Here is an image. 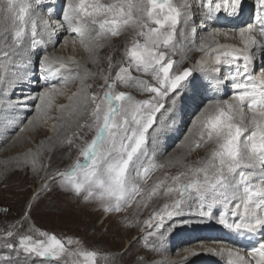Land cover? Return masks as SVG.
Wrapping results in <instances>:
<instances>
[{"label": "snow or ice", "instance_id": "1", "mask_svg": "<svg viewBox=\"0 0 264 264\" xmlns=\"http://www.w3.org/2000/svg\"><path fill=\"white\" fill-rule=\"evenodd\" d=\"M34 5L18 7L17 0H0V18L11 22L0 28V126L10 123L9 109L28 110L30 106L36 116L27 123L33 125L55 106L56 96L65 95L62 85L69 81L52 83V65H72L46 54L47 44L59 35L73 34V43L77 38L82 44L87 40L85 46L94 51L103 46L98 41L117 37L128 26L136 31L123 59L108 58L98 91L86 83L93 74L85 70L80 87L68 95L69 103L58 106L61 118L53 126L56 136L70 130L59 144H66L69 153L78 149L79 157L64 169L53 166L51 154L46 161L39 159V167L35 159L31 165L20 164L21 171L43 172V183L15 221L0 230V264H67V257L77 255L83 261L73 264H97L96 250L66 247L81 242L62 241L28 223L36 203L53 185L84 202L97 201L99 209L109 214L133 202L140 206L145 198L157 195L170 200L144 221L148 227L136 242L142 240L146 251H159L157 242L163 245L177 227L174 218L181 217L179 223L187 224L184 214L195 206L201 222L215 220L241 239L256 241L250 248L206 251L227 255L228 264H264V0H254L252 16L240 26L227 31L217 27L202 38L198 50L203 56L183 68L173 59L178 31L185 40L195 35L197 11L205 27L222 12L242 17L245 0H206L196 8L187 2L177 7L172 0H63L59 13L54 4L45 8L44 0H34ZM26 16L34 17L30 29ZM217 36H231L238 43H219ZM257 61L259 75L254 74ZM97 62L93 57V63ZM222 66H228L227 75L221 72ZM229 82L235 90L230 100L205 95L208 91L218 94ZM121 86H135L145 98L119 90ZM205 100L209 102L194 125L200 137L195 143L197 147L210 143V155L187 166L184 173L157 179L146 190L142 184L151 171L164 167L153 162L149 146L155 150L178 105L200 108ZM90 133H94L91 138ZM55 150L51 148L50 153ZM182 176L190 179L182 182ZM216 209H222L218 215ZM3 211L6 214L9 209ZM166 221L171 223L165 226ZM185 252L187 256L180 261L159 264H185L188 256L198 254L193 248ZM135 264L157 262L138 255Z\"/></svg>", "mask_w": 264, "mask_h": 264}, {"label": "bare ground", "instance_id": "2", "mask_svg": "<svg viewBox=\"0 0 264 264\" xmlns=\"http://www.w3.org/2000/svg\"><path fill=\"white\" fill-rule=\"evenodd\" d=\"M191 1H192L191 5L193 4L194 8L198 7L199 5L206 4V0H191ZM251 1H254V0H245L244 14L242 17L234 18V17H230V16H228L222 12L216 17L215 21H209L207 23L206 27L204 25L200 24L199 17L201 15V12L198 11L196 13V16H197L196 22L198 25L196 27V32H195L194 40H193V42L197 43V45L192 46L191 43L188 42V40H185L183 37L180 36L179 31H178L177 37L174 41L176 43V46L178 45V41H177V38H178L179 42H181V41L183 42L182 43L184 45L183 46V48H184L183 54H185V56L187 57V55L192 53L193 47H196V46L198 47L201 43L202 38L207 37L208 33H206L205 31H208V30L211 31L217 27L223 28L224 30L227 31L230 28H236V27L240 26L245 21L249 20V18L252 16L251 12L253 9L252 8L253 4L250 3ZM28 3H32L33 6H35L34 0H23L22 1V4H28ZM50 4H54V11L59 13L61 11L62 6H63V0H44V7L45 8ZM31 18H34V17L26 16V19L29 20V24H28L29 29H30V19ZM6 23L11 24V22H6ZM178 27H179V25H178ZM37 38H39V37H37ZM189 38H191V36ZM216 38L220 39V41L218 40L219 43H233V44L238 43V41L232 39L231 36H229V38H227V39H225V37H223V36H217ZM63 39H64V44L59 47L58 45L60 44V42ZM115 42H116V40L114 41V39L104 40V41H102V44L105 43L104 44L105 47L103 49H101L100 47H97L95 49L96 52L93 53L92 50H90L89 48H87L85 46L88 44L87 40H85L84 44H82L80 42L79 38H77L75 40V42L73 43V34L63 33V34L59 35L51 43L47 44L46 54L49 55L50 57H53V58H59V59L65 61L66 63L72 65V67L71 68H61L58 64H53L52 65V72L54 73V75L52 77H50L51 82L57 83L58 85H60L61 79L68 80L70 84L72 83V81L73 82L77 81L78 83L76 85L80 87L81 77L85 75V70H88L90 73L93 74V75L88 76L86 83L92 85L93 83L100 82L99 77H100L101 70L105 69V63H108L107 62L108 57H111V55H113L112 52H114L116 50V48H118L117 45H115V44L113 45V43H115ZM179 44H181V43H179ZM125 48H127V47H125ZM181 48H179V49H181ZM200 53H201L200 56L197 58L198 60L203 56V53L201 51H200ZM93 57H95L97 59V61H98L97 63H93ZM175 61H177V60H175ZM77 65H78V67H77ZM183 67H184V65H183ZM228 71H229L228 66H222L221 72L223 74L227 75ZM257 72H260L259 61H257V65L254 68V74L255 75L257 74ZM196 77H197V79H200V74L197 73ZM72 89L68 93H65V95L56 96L55 106L53 108L49 109L45 114H43L40 121L35 122L33 125H29V124L26 125V127L24 129L25 132H23V133L20 132L18 134L19 127H23L25 120L30 117V114L32 112H35L34 107L30 106V108L28 110H19V109H9L8 110L6 115H7L8 119L10 120V123H6L3 126H0V148L5 147L4 148L5 152L9 153L8 151L13 150L14 147H17V146L20 147V145H22V143L24 142V140L26 139V136H27L25 134H28V133H29L28 135H34L37 139L43 138L44 140L42 141L41 144L36 145V147L34 146L35 148H33L31 150L29 149L30 150L29 152L25 151L26 153H22V155L20 154L16 158L15 157L9 158L10 156L8 157V155L6 154L7 157L4 160V162H6V163L0 164V166L2 167L3 170H5L6 168H8L6 170L15 169L13 171L14 175L24 176L27 173V170L26 169L24 171L19 170V166L21 163L27 162L29 165H31V162L35 159L37 161V167H38L40 158H43L44 160H46L47 157L49 156V154H51L50 149L53 147L57 148L58 146H60L59 141L61 139H63L65 135H69L70 130H65L64 132H62L60 134L59 137H57L56 136L57 130L54 129L53 126L58 124L60 122V119L58 121L57 120L52 121V119H50L49 117L52 116L53 114H55V115H58L59 118H61V113L58 111V109L56 107L57 103L61 102V104L67 105L69 103L68 95H71L73 92L77 91L78 88L77 89L75 88L76 90L73 89V91H72ZM234 91L235 90L231 87V83L229 82L228 86L226 88H221L219 90L218 94L214 95L212 91H208L207 93H205V95L208 96L209 98H214V99H221V98L226 99V98L232 96L234 94ZM206 102L208 103L209 101L205 100V103ZM183 109H187L189 112L192 113L190 115V117L194 116L198 112V108H196L195 106L186 105L183 107ZM183 109H181L180 106L178 105L177 111H176V113H177L176 123L173 124L172 130L168 133V136H166L164 138L160 137V140H159L157 146L155 147L154 151H153L152 147H151V149H149V153L152 156L153 161H155V163L157 160L158 161L162 160L163 155L168 153V148L171 146L172 142L175 140V138H178L182 135L181 133H182L183 129L185 128V126H187V125H185V122H188L191 119L189 117L184 119V115L186 114V112L184 113ZM31 120H35V117ZM80 122L83 123L84 122L83 119H81ZM195 124H196V121H195ZM14 133H16L17 135L16 134L14 135ZM50 138H54V139H52L50 142ZM199 139H200V137H199L198 128L195 126L191 129L187 138H185L183 145H181L180 148L175 152L176 154H174V153L170 154L169 157H166L165 159H163L164 166L181 168V170L186 169L188 166V163L186 162L185 159L189 156V154L192 153L193 150H196L197 146H196L195 142L199 141ZM211 147H212V145L210 143H207L204 146V148L201 150V152L203 154L206 153V151L210 152ZM37 151H39V156L36 155ZM4 157L5 156H3V158ZM42 175H43V173L37 174L38 179H40V176H42ZM162 175H164V173ZM170 177H172V175H170ZM32 199H34V196L32 197ZM154 199H156V200L161 199L162 202L161 201L160 202L163 204L165 202H171L170 200L163 199L159 195H157V196H153L152 199L148 200L150 206L153 204H157L158 201H156V200L154 201ZM158 204H160V203H158ZM59 205H60V203H59ZM57 206H58V203H57ZM159 207H161V206H158V208ZM134 209H133V211H135V212L132 211L133 213H130L129 217H124L125 218L124 224H121L119 220L115 223L110 222V219H112L111 214L105 213L104 218L102 220V227L107 226V228H108V229H106V233H105L106 236L111 237L113 234L115 235L116 234L115 231L118 230L120 232L118 234V236H120L118 238V242H121L123 239H125L126 240L125 245L128 246L130 244L129 239L132 237L135 238L140 234V230L142 229V226L146 225L144 223V221H146L147 218H149L148 215L142 213L143 210L140 206L139 207L137 206ZM47 210L48 211H46V210L45 211L46 212L53 211V209L52 210L47 209ZM221 210L222 209H216L214 211H215L216 215H218ZM62 215H63V212H62ZM196 217H198V216L196 215L195 212L189 213V211H188L187 213L185 212L183 218L189 219V218H196ZM120 218H121V220L124 219V218L122 219V216ZM176 218H178V217H175L174 220ZM206 220L207 219H205V221ZM165 223L166 224L171 223V221H166ZM199 224H202L201 226H203V224H205V223H199ZM207 224H209V223H207ZM185 225L186 224H181V225L177 226L173 232L168 234L166 236V239H165L166 243L164 242L163 245H160L157 242V247L160 249L159 251H145V255H147L149 257V259L156 261L157 264H159V262H161V261H173V262L180 261L181 259H183L187 256L185 250L182 249V250H184L182 252H184L185 255L184 256H178L177 258H172L173 253L176 252L178 249L180 250V248L186 247L188 249L189 247H187V246L191 245L195 241V239H193L194 237L189 238V240H182V238H186V237L196 235V237L198 236L197 238L199 239L197 241H200V243L207 242V244L205 243L206 245L203 248L201 247L202 252H199V250L198 251L196 250V252L198 253L197 255L188 256L186 261H185V264H228L227 255H217L215 253L206 251V249L214 248V249L218 250L221 247H233V248H235L237 246H243L244 248H250L253 244L256 243L255 240L249 241L247 239H241L238 234L231 232L227 229H224L223 226H221L217 223L210 222V225L212 228L207 230V231H209L207 233H205V230H201V229H199L195 233L190 231V230H186V229L184 230L182 227H184ZM195 227H191V229L193 230V229H195ZM179 238L181 240H179ZM258 238L259 237H257V239ZM212 241L220 242V244L219 243L217 244L218 247H214L213 245L210 246L209 242H212ZM168 243H169V245H168ZM214 245H215V243H214ZM195 246H197V245H195ZM105 248H106V246H105ZM109 252L111 253V250L108 251V253ZM160 252H164L165 254H163V256H158V257H157V255H154V253H160ZM200 253H202L203 256H201ZM205 253H207V254L205 255ZM242 254L246 255V252H244ZM116 261H117V259H116Z\"/></svg>", "mask_w": 264, "mask_h": 264}, {"label": "rangeland", "instance_id": "3", "mask_svg": "<svg viewBox=\"0 0 264 264\" xmlns=\"http://www.w3.org/2000/svg\"><path fill=\"white\" fill-rule=\"evenodd\" d=\"M22 1L23 0H17L18 7L20 4H22ZM186 2L190 3V4L192 3L191 0L190 1L189 0L188 1L187 0L186 1L185 0H172V3L177 7H181ZM250 3H252L253 7H254V1H251ZM18 7H17V10H18ZM181 10L183 12V8H181ZM251 14H253V9H252ZM5 23H6V21H4L2 18H0V28H2ZM10 25L11 24H9V26ZM197 25L198 24L196 22V27H197ZM179 28H180V26L178 27V30H179ZM135 31H136V29H134L131 26H128V27L122 29L121 35H119L117 37H109L108 38V39H114V41L116 40V42L113 43V45L115 44L118 46V48H116V50H115L116 52L115 51L112 52L113 55H111V58L113 59L114 62L116 60L124 58L125 51L128 47H130L131 39L135 35ZM212 31L213 30H211V31L208 30L205 32L210 33ZM64 39L58 45L59 47L64 44ZM225 39H227V38H225ZM193 40H194V36H191V38L188 39V42H190L192 46L197 45V43H194ZM218 40L220 41L219 38H216V41H218ZM177 41H178L177 50H176V54L173 57V59L176 58L175 60H177L179 62V64L181 63L180 64L181 68H183V65H184V67L191 66L201 54L200 51L198 50L199 46L198 47L196 46L197 48L193 47L192 53L187 55V57H186L185 54H183V52H184V48H183L184 45L182 44L183 42L182 41L179 42L178 38H177ZM97 43L102 44V41H98ZM179 43H181V44H179ZM104 44L105 43L102 44L103 46H100L101 49H103L105 47ZM125 47H127V48H125ZM179 48H181V49H179ZM94 52H96V51L94 50L93 53ZM107 62H108V60H107ZM106 64L107 63H105V69L107 68ZM134 75H135V73H134ZM100 82L92 84V85H94L93 86L94 90H97V91L99 90L97 86L99 85ZM77 83H78L77 81L76 82L72 81L71 84L69 82H68V84H63L62 85V91L63 92L65 91L64 93H68L69 91H71L72 88L73 89L79 88V86L76 85ZM73 89H72V91H73ZM119 90L128 91L130 94H132L136 98H145L144 96H142L138 92V90L135 86H133V87L121 86V88ZM226 99L230 100L231 96L226 98ZM59 105H61V102L57 103V106H56L57 109H58ZM206 105H207V102L204 103V105H202L200 108H198V112L194 116H191V117H190V115L192 113L189 112L187 109H183L184 110L183 112L184 113L186 112V114L184 115V119H186L187 117H189L191 119L188 122H185V125H187V126H185V128L183 129V131L181 133L182 135L178 138H175V140L172 142L171 146L168 148V153L163 155V159H165L166 157H169L170 154H173V153L176 154L175 152L180 148L181 145H183L185 138H187L191 129L193 127H195L194 126L195 121H196L197 117L200 115V113L203 111V107ZM190 106H192V105H190ZM35 115H36V113L32 112L30 114V117L25 120L24 126H23L24 129H25L26 125H28L27 120L33 119L35 117ZM49 118L52 119V121H56V120L58 121L60 119L58 117V115H55V114H53ZM176 118H177V113L172 118V120L169 121L167 128L165 129L164 133L161 135L162 138L168 136V133L172 130L173 124L176 123ZM20 132L21 131L18 130V134ZM23 132H25V131H22V133ZM16 133H14V135ZM28 134H25L27 136H26V139L24 140V142L22 143V145H20V147L19 146L14 147L13 150L8 151L9 153L5 152V150H4L5 147L0 148V164L6 163V162H4V160L7 157V155H8V157L10 156L9 158H11V157L16 158L20 154L22 155V153L29 152L31 149L35 148L36 145L41 144L42 141L44 140L43 138L37 139L34 135H28ZM93 134L94 133H90L89 138H91ZM206 144L207 143H202L201 144L202 146H200L199 148L197 147L196 150H193L192 153L189 154V156L185 159L186 162L188 163V166L189 165H195L197 161L206 159L210 155V152L206 151V153H204V154L201 152V150L204 148V146ZM149 149H151V145L149 146ZM51 155H52L53 166L54 167L58 166L61 169H64L65 167L69 166L71 163H73L79 157V151H78V149L73 148L71 150V152L69 153V148L65 144L64 146H58L56 148L55 152L51 153ZM3 156H5V157L3 158ZM163 159L159 160V161L157 160L156 163H155V161H153V162L157 165L158 164L164 165ZM38 167H39V165H38ZM6 169H8V168H6ZM6 169L3 170L2 167L0 166V230H2L10 222L15 221L16 217H18L23 212L26 202H28V201H30V199H32L35 191L38 190L40 188L41 184L43 183V181L41 179H38L37 174H34L33 172H31L28 169H26L27 173L24 176L14 175L13 171L15 169H13V170H10V169L6 170ZM186 171H187V168L184 170H181V168H174V167H167V166H164L163 168H156V169L151 171L150 177L148 178L146 183L142 184V187H144L147 190L150 188V186L153 185V183L157 179H162L165 176L170 177V175L175 176V175L184 173ZM41 173H43V172H40V174ZM163 173H164V175H162ZM181 179H182V182H187L188 179H190V176H188V177L182 176ZM140 200H141V197H137V201H140ZM155 200L156 199H154V201ZM156 201H158L157 204H153L150 206L148 199L145 198L143 203L140 205V207L143 210L142 213H144V214L148 215V217H150L149 215H151L154 210L156 211V210H159L160 208H162L163 203H161L162 202L161 199H158ZM57 203H58V206H57ZM59 203H60V205H59ZM158 203H160V204H158ZM143 204H146L147 206H142ZM137 206H138L137 202H133L130 206H125V208H123L121 210V212H119V214L115 213V212L111 213L112 219H110V222L115 223L119 220L121 224H124V221H125L124 217H129L130 213L135 212V211H133V209ZM158 206H161V207L158 208ZM5 208L9 209V211L6 214L3 211ZM47 209H49V210L53 209V211L46 212V211H48ZM62 212H63V215H62ZM187 212L188 211H186V213ZM190 212L191 213L195 212V206H193V210L189 211V213ZM105 213L106 212H103L102 210L99 209V205H98L97 201L92 200L89 202H84L82 199H79V198L73 196L69 192H61L55 185H53L52 190L50 192H47L43 196H41L39 201L36 203L35 209L31 212V220L28 223L34 224V227L40 231H47L49 234H55L57 236V238L61 239L62 241L66 242L68 239H72V240H79L81 242V244H79V245H76V244L67 245L66 244V247H69L72 249H77V250H79V249L96 250L98 253L97 264H134L136 261V257L138 255H145L146 250L142 247L143 241L141 240L139 243H137L136 238L145 234L142 230L147 229L148 226L143 225L142 229L140 230V234L135 238L132 237L134 240L132 238H130L129 239L130 244L127 246V245H125V242H126L125 239H123L121 242H118V238L120 237V236H118V234L120 233L118 230L115 231L116 232L115 235L113 234L111 237L106 236L105 233H106V229H108V228H107V226L102 227V220L104 218ZM118 215L119 216L121 215L122 219L123 218L124 219L121 220V218H120L121 216L119 217ZM148 219L149 218H147V220ZM181 219H182L181 217H178L175 219V221L177 222V226L181 225V223H179V221ZM183 219L188 220V223H187L188 225L186 224L182 228L184 230L185 229L190 230L194 233L197 232L199 229L205 230V233H207V232H209L207 230L212 228L210 225V222L216 223L215 220H211V221L206 220L205 221V219L203 220V222H201L200 217L189 218V219L183 218ZM153 223H154V221H153ZM199 223H205V224H203V226H201L202 224H199ZM207 223H209V224H207ZM167 224L165 223V226H167ZM191 227H195V229L192 230ZM191 237H194L193 239H195V241L191 245H188L187 247L193 248L197 251L199 250V252H202V248L207 244V242L200 243V241H197L199 239L197 238L198 236L196 237V235L186 237V238H182V240H189V238H191ZM35 238H42V237H39L38 235H36ZM154 239H155L154 237L150 238V241L154 240ZM179 240H181V239L179 238ZM209 243L208 244L210 246L213 245L214 247H218L217 244L218 243L220 244V242H214V241L209 242ZM214 243H215V245H214ZM168 245H169V243H168ZM195 245H197V246H195ZM105 246H106V248H105ZM182 249L185 250L187 248L186 247L180 248L181 251L178 249L176 252L173 253L172 258H177L178 256H184L185 253L182 252V251H184ZM110 250H111V253L110 252L108 253V251H110ZM121 253H123V255H121ZM163 254H165V253L164 252L154 253V255H157V257L163 256ZM206 254L207 253H205V255ZM200 255L203 256L202 253H200ZM116 259H117V261H116ZM66 261H67V264H73L74 261L82 262L83 257L80 255L69 256L66 258Z\"/></svg>", "mask_w": 264, "mask_h": 264}]
</instances>
